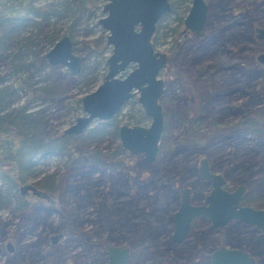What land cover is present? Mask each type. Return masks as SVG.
<instances>
[{"label":"rangeland","instance_id":"obj_1","mask_svg":"<svg viewBox=\"0 0 264 264\" xmlns=\"http://www.w3.org/2000/svg\"><path fill=\"white\" fill-rule=\"evenodd\" d=\"M103 1L104 0H99L95 3L80 4L78 8L73 10L74 5L77 3V1H75L71 3L72 9H69L66 15L58 18L52 17L43 21L38 32L32 33L30 36H28V31L14 32L1 40L0 71L3 69V64L1 63L3 61L13 58L14 62L19 61L23 63L29 60L30 54L25 51L24 46H21L24 41L30 45L31 49H34L35 53L43 56L44 52L51 46L45 42L46 39L53 38L56 40L64 33L65 27L70 24L71 30L69 36L74 41L73 46L75 52L78 54L86 53V58L82 61V66H85L83 68L85 74L80 77L68 73L66 67L63 65H49L44 56L43 62L46 64H40L37 60H33L38 67L22 66L13 70L10 74H2L0 77V86H5V98L1 112L25 105L28 111L36 112L46 121L47 127L49 128V135L55 136L56 139H60L59 134L62 132V129L70 124L75 116L80 113V109H78L76 114L73 113L71 109V100L77 96L80 97L84 92L92 90L100 81V75L105 70L98 51L101 50V54H107L105 48L102 49L106 31L96 23V19L103 14L101 12ZM171 2L174 3V9L172 8L171 11L158 21L160 27L155 33L156 43L154 48L160 51H167L169 47L175 49L177 37L172 34L171 30L175 24L174 17L176 16V12L178 14L181 13L184 6L188 7L190 0H183L182 2L179 0H171ZM235 3L241 4L242 0H230L228 5L233 6ZM228 5L222 10L218 9L212 11L211 24L213 23L212 25L215 28L218 29L230 19H237V15H235V17L230 16ZM251 6L254 7V5ZM261 7H264V5L261 4L257 8ZM252 17L254 22L263 20L262 17L256 15L254 11L252 12ZM195 41H200V38H195ZM233 42L234 43L225 42L219 45L213 44L207 47L200 64L194 65L193 68L202 69L208 64L216 62H220L224 65L236 63L238 66L240 52L237 51V46L239 43L236 41ZM249 45L251 44L249 43ZM249 45L247 44V46ZM182 46L184 48L189 47L187 52L179 55L175 61L172 59L168 61L169 71L173 69L174 73H168L167 78H172L174 80L171 88L164 92V100L166 104H168L164 118L167 119L170 116L173 101H176L177 97L181 100V96H183V99L180 103L185 107L190 109L196 106L200 114L206 115V118H204L200 124L201 128L207 127L210 124L233 122L235 119H239V112L233 114L234 110L238 111L241 108L243 110H248V112L254 111L259 105L252 104L255 97L264 100L263 77H256L255 79H248V85H246L243 80L240 81V84L250 91V94H252L251 97L241 96L239 88L235 90L232 98L224 97L219 101H210V105H208L211 92L204 83H195L191 78L192 66H189L191 61L189 58H192L191 55L200 54L204 49L200 47L195 49L191 39H185ZM259 46L264 48V44L262 43H260ZM245 51L249 53V49ZM247 66L249 69L256 68L254 63L248 64ZM177 73L180 78L175 77ZM159 75L165 77L163 71H160ZM234 75L236 74L230 73L227 69H222L219 70V73H214V76L222 79V81ZM172 94L176 95L175 99ZM189 95L196 99L198 106L193 105V103L189 101ZM137 105L138 104L133 101L125 103L114 116L116 122L108 125L102 134L95 136L90 142V145H94L102 151H111L114 144L118 141V138L117 136L114 137L109 130L112 129L115 124H136L133 123L134 118L139 117L140 113H142L140 107L139 110H136V107L139 106ZM96 121L97 120L94 119L89 126L93 125ZM148 123L149 118L143 115L137 124L147 125ZM87 128H85L81 134L85 133ZM162 137L163 149L158 152L155 162L153 161V165L156 167L153 173L149 170L152 167V162L148 163L143 160L141 154L130 155V157L126 154H121L119 156L122 157L123 161L119 166L121 171H127L131 174V180H129L127 184L123 181L122 185L115 182V186L121 191L119 195H117L113 189H110L112 186L109 188L107 184H104V179L107 174L106 171H102L99 166L84 167V169H91L87 177V182L91 183L89 194L91 202L87 205L76 207L75 202H79V199L70 198L68 208L65 210L62 208V204L58 200L56 194L46 191L41 187L38 188L45 190L49 199L37 197L30 192H28L27 195L21 196L18 192V186L6 188V186L1 185L0 219L5 221V235L2 238L0 234V264L5 263L4 261L7 255L5 243L7 240L12 242L9 236L12 229L18 223V231H21V229L28 231V226L31 224L30 219L25 221L23 216L20 215L23 211L19 213L20 218L11 215L10 209L15 203V192L18 194L20 202H23V205H31V208L25 211L26 214L33 211L35 206H48L51 208L47 215H44L45 210L42 208H39L40 210L37 212L45 218L46 222H50L51 225L54 226L53 229L49 227L48 223H37L35 228L26 232L23 239L24 242L34 240L39 234L45 237L46 242L49 243L50 235L60 232L61 237L55 243H52V245H56L55 251L51 254L50 247H47L50 256L59 254L60 261H62L67 259L70 254L78 252L81 254L79 264L83 262L87 264H104L106 259L103 247L104 244H117L129 248L127 240L120 237L117 232L113 234L116 235L117 241L103 239V237L106 236V232H102V239L91 236V229L94 227V224L85 221V218L91 217L94 212L100 210L99 208L104 204L107 208H111L115 204L119 205V203L127 197L130 190L135 191L136 189H139L143 196L148 197L151 201L156 197L160 199L164 198L168 192L172 193L173 189H177L179 192L185 186H189L193 191H199L203 195L207 187L202 185L201 178L198 176L197 172L188 169V166L191 165L192 162H195L197 166L198 159L201 156H206L212 168L220 173L235 166L232 169L236 173V176H239V179L250 181L254 178L262 179L261 177L264 176V170H260V167L264 164L263 137L256 138L252 135H248L243 140L228 139L216 141L209 144L203 153H197L195 151L184 153L183 151H179L174 154L170 152L180 146L179 142L183 137L182 126L172 121L169 126L164 129ZM71 139V136L66 137L68 143ZM64 159L65 153L64 151L61 152V150L43 152L35 156L30 169L31 172L26 182L32 183L42 177L45 180H49L52 177L55 182L59 176L58 173L62 170ZM85 176L86 174H84V177ZM111 179L112 181L116 180V176L111 177ZM231 186H234V183L231 184ZM108 189H110V191ZM194 200L195 202H199L201 198H195ZM168 207L169 210L167 215L175 210L176 205L171 209L172 203H170ZM67 211L80 222L79 226L73 231H69L65 220L61 219L63 213ZM164 223L165 227L172 228L171 222L165 221ZM208 227L209 225L205 224L200 226L198 231L203 232V234H201L202 236L208 235L209 239H213V241L217 243V237L219 235L221 237L223 232L211 231L208 230ZM79 228L82 229V232L78 231ZM136 228H138V226H136ZM170 233L171 230L168 235H170ZM86 235L90 236L89 240L83 238ZM165 236H167L166 232L164 234V237ZM13 248V255L19 260L20 264H30L28 250L19 249L16 245L13 246ZM168 255V252L163 253L161 255H156L151 260L138 261L136 264H168Z\"/></svg>","mask_w":264,"mask_h":264},{"label":"trees","instance_id":"obj_2","mask_svg":"<svg viewBox=\"0 0 264 264\" xmlns=\"http://www.w3.org/2000/svg\"><path fill=\"white\" fill-rule=\"evenodd\" d=\"M75 1L77 3L74 5L73 10L78 8L80 4L95 3L99 0H0V42L14 32L28 31V36L38 32L43 21L52 17L58 18L66 15V12L72 9L71 3ZM225 2L226 0H214L213 3L225 4ZM70 27L71 24L67 25L63 34L69 35ZM159 27L160 23L157 22L151 38L153 45L156 43L155 33ZM223 30L224 27L222 25L218 29L215 28L211 31V34H209L210 39L208 40L211 45L224 43L226 36ZM53 41V38H47L45 42L51 45ZM21 46H24L25 51L30 54L29 60L20 63L19 61L14 62V59L11 58L1 62L3 69L0 71V77L2 74H10L13 70L22 66L38 67L33 60H37L40 64H46L43 62V56L35 53L34 49H31L26 41ZM104 47L107 48L103 45L102 49ZM100 52L101 50L98 51V53ZM82 57L86 58V53H82ZM100 60L103 61L104 56L100 57ZM84 67V65L81 66V70L76 76L80 77L85 74L83 71ZM4 89L5 86H0V186H6V188L14 187L26 182L35 156L43 152L61 150V152L64 151L65 153V159L56 181L54 182L52 177L49 180H45L42 177L33 181L32 184L56 194L63 209L66 210L68 208L70 198L79 199V202H75L76 207L87 205L91 202L89 199L91 183L87 182L91 169H84V167L99 166L102 171H106L104 184H107L109 188L112 186L110 189H113L117 195L120 194L121 191L115 186V182L122 185L123 181L127 184L131 180V174L127 171H121L119 166L123 161L122 157L119 156L126 154L130 157V155L121 148L118 141L109 152L90 145L95 136L102 134L108 125L116 122L114 118L103 121L97 120L86 129L85 133H80L81 135L63 134L61 132L59 134L60 139H56L55 136L49 135L46 121L36 112L28 111L25 105L1 112L5 98ZM162 100L163 97H160L159 101L162 104L163 112H165L166 108ZM132 101L135 102L133 98ZM71 109L74 114L80 109L79 96L71 100ZM136 110H139V107ZM141 117H143L142 113H140L139 117L134 118L133 123H138ZM172 121L177 122V125L180 124L183 132V137L179 142L180 146L171 151L170 153L172 154L179 151L184 153H189L190 151L203 153L209 144L221 141L219 140V134L224 132L223 128L216 125H208L206 129L201 128L202 120H196L195 112L193 110H181L176 101H173L171 115L164 120L163 131ZM116 129L117 124L109 130L114 137L117 136ZM67 136L72 137L69 143L66 141ZM162 149L163 137L161 134L158 152ZM154 162L151 163L152 167L149 169L151 173L156 170L153 165ZM194 166L195 162H192L188 169L195 170ZM231 172H233L235 177L239 178L233 170ZM84 174H86L85 177ZM113 176H116V180L112 181L111 177ZM261 178L264 179V176ZM253 180L255 181L256 179L254 178ZM110 189L108 190L110 191ZM14 196L15 203L10 209L11 215H15L18 218L22 215L25 221L30 219L31 224L28 226V231L23 229L18 231L19 225L17 223L9 236L14 246L28 250L30 264H79L81 254L78 252L70 254L67 259L62 261H60L59 254L50 256L47 247H50L52 254L56 249V245L46 242L45 237L42 235L41 237L38 234L34 240L23 241L26 232L35 228L37 223H48L49 227L53 229L54 226L50 222H46L45 218L37 212L40 210L39 208H42L45 210L44 215H47L51 208L48 206H35L33 211L26 214L25 211L30 209L31 205H23L16 192ZM177 197V189H173L172 193L168 192L162 199L156 197L152 201L148 197L143 196L139 189L130 190L127 197L119 205L115 204L111 208H107L104 204L91 217H86L85 221L94 224L91 229V236L102 239V232H106V236L103 239L117 241L116 235H113L117 232L120 237L127 240L131 248V254L124 264H136L138 261L151 260L156 255L167 252L169 253L168 264H208L207 255L211 249L210 239L208 235L202 236L203 232L198 231L200 226L209 225L205 218L197 217L194 219L193 231L190 233V237L180 244H175L169 239L168 233L171 227H165L164 222H171V213L167 215L168 205L172 203L171 209L174 208L177 205ZM245 201L253 204L263 203L253 202L251 199H245ZM22 211L23 213H21ZM19 213L21 214L19 215ZM61 219L65 220L69 231H73L80 224L68 211L63 213ZM4 226L5 221L0 219V234L2 238L5 235ZM81 230V228L78 229L79 232ZM208 230L223 232L221 237L220 235L217 237V241L230 246L241 247L255 256L257 264L264 263V234L257 232L254 227L238 220H233L221 228L213 229L209 225ZM165 232L167 236L164 237ZM198 246L199 248H196ZM195 252H198L200 256L195 258ZM4 262L3 264H20L19 260L14 257L13 252L7 253ZM81 264L87 263L83 262Z\"/></svg>","mask_w":264,"mask_h":264},{"label":"water","instance_id":"obj_3","mask_svg":"<svg viewBox=\"0 0 264 264\" xmlns=\"http://www.w3.org/2000/svg\"><path fill=\"white\" fill-rule=\"evenodd\" d=\"M170 9L168 0H104L101 6L103 14L96 23L107 31L105 43L110 52L105 57L106 71L101 81L79 97L80 113L62 129L63 134H80L94 120H107L130 97L136 101L144 115L149 118L147 125L125 123L117 126V138L120 146L129 154H141L151 163L155 159L158 141L163 130V116L158 101L163 89V80L158 75L165 65L166 55L155 49L151 36L158 19ZM205 18L204 0H191L184 16V25L199 30ZM257 30H261L257 28ZM51 65H63L71 73L80 68L81 57L72 51L71 40L63 34L43 54ZM264 61V53L257 55ZM129 63L133 66L122 76ZM200 175L211 180V188L199 204H190L189 188L183 187L177 208L172 212V231L170 239L179 243L187 234L190 219L194 215H205L213 227H221L231 219L251 224L264 232V210L249 205L238 204L242 186L233 191L221 187L224 179L220 174L208 170L205 157L200 158ZM49 199L46 191L30 182L18 186L19 194L26 190ZM60 233L50 235V241L56 242ZM6 247L11 250L10 242ZM105 264H122L129 255V248L117 244H104ZM253 258L245 251L220 245L210 253V264L251 263Z\"/></svg>","mask_w":264,"mask_h":264},{"label":"flooded vegetation","instance_id":"obj_4","mask_svg":"<svg viewBox=\"0 0 264 264\" xmlns=\"http://www.w3.org/2000/svg\"><path fill=\"white\" fill-rule=\"evenodd\" d=\"M168 1L170 3V9L168 11H166L165 13H163V15L158 19V21L162 17H164L165 14H167L169 11H171L172 8L174 9V6H173L174 3L171 2V0H168ZM179 1L182 2L183 0H179ZM229 1L230 0H226L225 4H215V3H213L214 0H204L205 18H204V21H203V23H202V25L198 31H196L195 29H190L188 27H185L184 22H183L184 16H185V14L189 8L191 0L189 2L188 7L184 6V8H182L180 14H178L176 12V16L174 17L175 24L171 28L172 34L176 35V37H177L176 42H175V49H173L172 47H169L167 51H162L166 55V61H165V65L159 70V72L163 71V74L165 77H161L158 73V75L163 80V89H162V92L159 96V99H160V97H163L162 102L166 108L165 112H163L162 104L160 103V101L158 99L160 106H161L162 116H163V127H164V120L166 119V118H164V116H165V113L167 112V108H168V104H166V102L164 100V92L167 89L171 88L172 82L174 80L172 78H167L168 73L172 74V72H173V69H171L169 71L168 61H169V59H172L173 61H175L179 55L185 54L187 52L189 47L184 48L182 46L185 39H191V42L194 44L195 49H198L199 47L201 49H204L200 54L197 53V54L191 55L192 58H189L191 60L189 63V66H192L191 78L195 81V83L196 82L197 83H204V85L207 86L211 92L210 96H209V100H208L209 101L208 105H210V101H212V102L219 101L220 99H222L224 97L232 98V95L234 94L235 90L239 89V88H240L239 91H240L241 96L251 97L252 94H250V91L248 89H246L245 87H243V85L240 84V81L243 80L244 83L246 85H248V81H249L248 79H255L256 77H263V80H264V61H260L257 58L258 57L257 55L259 53H264V48L259 46L260 43L264 44V7L257 8L261 4L264 5V0H242L241 4L235 3L233 6L228 5ZM227 5L229 7L230 16L235 17V15H237V19H230L228 22H225L223 24L224 35L226 36L224 43L225 42L234 43L233 41H236L239 43V45L237 46V51L240 52L239 53L240 54V61H239L238 66L236 63H230L228 65H224V64H221L220 62L219 63L216 62V63H210L202 69L193 68L194 65L200 64L201 60L203 59L205 49L207 47L211 46V43L208 41L210 39L209 34H211V31H213L215 29V27L212 25L213 23L211 24V22H212L211 21L212 20L211 19L212 11L218 10V9L222 10V9H224V7L226 8ZM251 5H254V7H252ZM253 11L256 12V15H258L259 17H262L263 20L262 21L257 20L258 22H256V21L254 22L252 19L253 18L252 17ZM258 12H260V13H258ZM257 28H259L261 30H257ZM106 33H107V31H106ZM66 35H68V34H66ZM105 36H106V34H105ZM69 38L71 40L72 51L74 53H76L74 50V46H73L74 41L71 39L70 36H69ZM151 38H152V36H151ZM195 38H200V41H195ZM249 43L251 45H249ZM247 44L249 46H247ZM104 46L107 47V48L104 47L107 54H105V53L101 54V52H100V56L101 57L104 56V60L102 61V64H103V68L105 69L104 72H102L100 75L101 79H102L103 74L106 71L105 57L110 52V46L105 43V37H104ZM153 47H154V45H153ZM184 49H186V50H184ZM247 49H249V53L245 51ZM76 54H78V53H76ZM78 55L81 57L80 68L76 73H71L66 68L68 73H70V74L76 75L81 70L82 61H84V58L82 57V54H78ZM251 63H254V65L256 66L255 69H249V67L247 65L251 64ZM49 65H51V64H49ZM129 65H131V66H129ZM132 66H133V63H129L127 65V67L125 68V70L123 72H121L119 75L122 76ZM222 69H227L230 73H235L236 75L230 77L229 79L225 78L224 81H222V79L216 78V76H214V73H216V72L219 73V70H222ZM178 73L175 74L176 78H180ZM101 79H100V81H101ZM216 85H218V86H216ZM263 89H264V87H263ZM175 96L176 95L174 94L173 95L174 99H175ZM132 98L135 100V103L138 104L136 101L135 95L130 97L128 100H126L125 103H127L128 101H132ZM181 98L183 99V96H181ZM181 100L178 99V97L176 99V102L181 107V110H183V109L184 110H193L195 112V115H196V120H198V121L204 120V118H206V115H202L199 113L198 107L193 106L192 108L188 109L182 103H180V102H182ZM189 101H191L193 103V105L198 106V103H196V99H194V97H192L191 95H189ZM260 103L262 106L260 105ZM252 104H254V105L259 104L254 109V111L248 112V110H243L241 108L238 111L237 110L233 111V114H236L237 112H239V119H235L233 122H230V123L213 124L214 126L216 125V126H219L220 128L224 129V132L219 134L220 135L219 140H221V141L228 140V139L229 140L230 139L243 140L248 135H252L253 137H256V138H260V137L264 138V100H261L259 97H257V98L255 97V100L252 101ZM172 106H173V104H172ZM121 107L118 109L117 112L120 111ZM138 107H140V106H138ZM141 111H142V109H141ZM116 113L110 118H114ZM143 115H144V113H143ZM144 116H146V115H144ZM209 126H212V124H210ZM203 129H206V127H203ZM116 132H117V129H116ZM159 140H160V138H159ZM262 145H264V143H262ZM158 146H159V141H158ZM124 151H126V150H124ZM157 154H158V148H157L155 158H156ZM128 155H137V154H129L128 153ZM202 157L206 158L208 170L211 172H215V173L220 174L221 177L224 179V182L221 184V187L223 189H225L226 191H233L238 186H242L241 194H240V197L238 199V204L249 205V206H252L254 208H261L264 210V179H256L255 181L253 179H251L250 181L239 179V178L235 177V175H233V172H231L233 170L232 168H234V167H231V169L229 168L228 170L222 171L220 173L218 171H215L212 168V166L210 165L208 158L206 156H201L200 158H202ZM200 158L198 159L197 166H196V164L194 166L195 167L194 171L197 172L198 176L201 178L202 185H205L207 188H206V192L202 195L199 191H195V190L193 191L189 186H187L189 188L188 200H189L190 204L201 203L204 195L211 188V180L202 177L200 175L199 170H198ZM260 170H264V164L260 167ZM232 176H234V177H232ZM233 183H234V186H231V184H233ZM248 186H251V187H248ZM181 190L178 192L177 205L180 201ZM28 192L32 193L28 189L25 192H23V194H20V195L21 196L27 195ZM35 196H37V195H35ZM37 197H39V196H37ZM195 198H201V200L199 202H195V200H194ZM245 199H251V201H253V202H261V203L263 202V203L262 204L247 203L245 201ZM177 205H176V208H177ZM197 217L205 218L208 221L210 227L213 229L220 228V227H213L210 224L207 216L198 214V215H194L190 219V226H189L188 232H187L186 236L179 243L173 242L170 239V237H169V239L175 244H180L185 239H187L189 237L190 233L193 231V221ZM233 220H237V219H231V220L227 221L223 226H225L227 223H229L230 221H233ZM238 221H240V220H238ZM240 222H242V221H240ZM171 223L173 224L172 213H171ZM242 223H244V222H242ZM245 224H247V223H245ZM247 225L254 227L251 224H247ZM223 226H221V227H223ZM254 229L257 232L264 234V232H262L261 229H258L256 227H254ZM170 230L172 231V228ZM58 233H60V232H58ZM60 237H61V235H60ZM89 237L90 236L86 235L83 238L86 240H89L90 239ZM8 241L9 240H7L6 242H8ZM98 241H100V240H98ZM9 242H10L12 248H11V250H8L6 247V243H5V249H6L7 253L13 252V250H14V248H13L14 244L11 241H9ZM49 243L52 244L53 242L50 241ZM217 243H215V241H213V239H210L211 249L207 255L208 264H210L209 258H210L211 251L220 245H224L225 247H233V248L241 249L253 258V261H251V263H240V264H257L255 256L252 253H250L249 251H247L241 247H235V246H230V245H227L224 243H220L219 241ZM196 248H199V246ZM197 251H199V250H197ZM104 253H105V249H104ZM130 254H131V248L129 247L128 257L130 256ZM105 256H106V253H105ZM194 256L196 258V257L200 256V254L198 252H195ZM128 257L126 258V260L128 259ZM126 260L122 264H124L126 262ZM105 261H106V259H105ZM104 264H105V262H104ZM262 264H264V263H262Z\"/></svg>","mask_w":264,"mask_h":264}]
</instances>
